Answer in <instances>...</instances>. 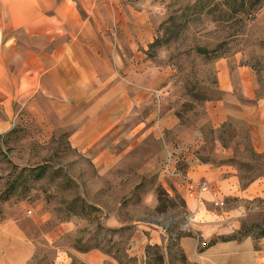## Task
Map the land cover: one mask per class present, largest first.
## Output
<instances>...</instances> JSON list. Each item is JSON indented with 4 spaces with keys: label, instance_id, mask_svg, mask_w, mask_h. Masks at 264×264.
<instances>
[{
    "label": "crops",
    "instance_id": "1",
    "mask_svg": "<svg viewBox=\"0 0 264 264\" xmlns=\"http://www.w3.org/2000/svg\"><path fill=\"white\" fill-rule=\"evenodd\" d=\"M136 1L151 5L168 0H0V134L13 129L24 112L43 121L50 131H68L71 146L95 168L80 175L83 182L74 177L87 202L103 213L102 221L109 229L135 223L120 219L118 212L129 209L123 199L134 195L158 156L148 154L138 171L129 167L127 158L145 136L178 122L172 117L133 121L134 93L129 83L134 70L130 59L120 52L135 49L153 35L145 7L132 15L124 11V4ZM247 81L251 83L249 76ZM206 112L214 127L226 122L245 127L247 147L264 157L263 99L242 102L226 91L222 98L206 103ZM141 126L146 130L133 137ZM198 139L197 133L183 138L167 154L174 153L178 159L182 153L186 156L189 147L199 146ZM232 152L235 149L224 150L220 158H230ZM176 163L171 156V170ZM183 172L187 177L181 178L184 184L165 168L161 170L168 193L185 200L192 216L190 229L203 235L201 240L183 235L177 241L190 264H264V238L219 239L237 232L244 219L255 220L262 211L257 202L264 198L262 170L249 182H244L246 172L229 162L189 161ZM202 182L207 183L206 189L200 187ZM141 204L154 208L158 200L152 196L150 203L144 199ZM50 218L37 208L29 218L13 214L1 218L0 264H31L40 239L57 249L55 264L73 260L77 264H120L102 249L82 251L71 245L82 224L72 220L50 224ZM141 228L137 226L136 232ZM150 232L145 243L167 250L168 237L162 229ZM69 237L70 244H64ZM142 242L139 235L132 238L126 254L141 253Z\"/></svg>",
    "mask_w": 264,
    "mask_h": 264
},
{
    "label": "rangeland",
    "instance_id": "2",
    "mask_svg": "<svg viewBox=\"0 0 264 264\" xmlns=\"http://www.w3.org/2000/svg\"><path fill=\"white\" fill-rule=\"evenodd\" d=\"M195 1L168 0L151 5L136 1L123 6L129 15L145 7L153 30L151 40L120 52L130 59L134 70L133 82L129 83L134 93L133 121L139 123L150 118L151 122H157L170 117L178 120L174 126L157 128L145 136L140 147L127 158L129 167L138 171L148 154L158 156L156 166L136 186L134 195L123 199L129 209L118 212L120 219L127 218L129 222L133 219L135 223L117 231L104 225L103 213L89 204L81 192L80 175L95 170L91 161L71 146L68 131H50L43 121L27 112L12 131L0 134V219L12 214L29 218L37 208L51 215L50 224L71 220L76 225L82 224L71 242L76 249L97 246L120 264H190L177 241L183 235L197 240L203 235L190 229L192 216L185 200L179 194L171 196L162 184L165 179L161 170L170 157L176 159L181 175L185 174L189 161H214L239 166L246 172L244 182L261 170L264 176V157L247 147L245 127L238 128L232 122L214 127L206 112V103L222 98L226 91L233 92L242 102L264 100V3L252 20L233 31L226 22L213 19L210 12L215 8L213 5L206 6L202 13L187 10ZM144 130L146 126L139 127L133 137ZM194 133L199 137L197 148L189 147L186 156L182 153L179 159L174 153L167 154ZM229 149H235V153L230 158H220ZM23 168L35 170L19 176ZM173 177L184 184L182 176ZM152 196L158 200L156 207L141 204L144 199L150 203ZM257 202L262 208L258 217L243 220L246 231L253 235L264 230V198ZM254 224L258 226L253 228ZM137 226H142L139 232ZM152 228L162 229L168 237L167 250L145 243ZM138 235L143 241L141 253L128 256L125 250L129 241ZM70 240L65 238L64 244H70ZM42 242L40 239L31 264H55L57 249ZM71 264L77 263L73 260Z\"/></svg>",
    "mask_w": 264,
    "mask_h": 264
},
{
    "label": "trees",
    "instance_id": "3",
    "mask_svg": "<svg viewBox=\"0 0 264 264\" xmlns=\"http://www.w3.org/2000/svg\"><path fill=\"white\" fill-rule=\"evenodd\" d=\"M264 0H196L193 4L186 7L187 10H194L196 12L202 13L206 6L213 5L215 8L210 10L212 17L217 22H226L229 28H232L233 31H238V27L244 25L246 21H250L254 18L257 11L262 7ZM218 10V15L213 13V11ZM231 35V34H230ZM234 35V33L232 34ZM14 129V128H13ZM12 131V130H10ZM34 168H23L19 176H23L25 172H32ZM17 180V179H16ZM9 196V195H7ZM91 206V205H90ZM253 228L258 225H252ZM117 231V229H112ZM246 236H252L253 238H264V230L261 231L258 235L250 234L245 229V222L242 221L241 228L232 234L227 236H220L219 239L222 241H229L240 239ZM216 239L211 242H215ZM93 248H99L97 246L91 247L89 249H78L82 251H88ZM101 249V248H99Z\"/></svg>",
    "mask_w": 264,
    "mask_h": 264
},
{
    "label": "built area",
    "instance_id": "4",
    "mask_svg": "<svg viewBox=\"0 0 264 264\" xmlns=\"http://www.w3.org/2000/svg\"><path fill=\"white\" fill-rule=\"evenodd\" d=\"M170 162H171V157H170V159L168 160V163L165 165V169H166V171L168 172V173H170V174H172L173 176H182L183 177V179H187V177H186V175L185 174H183V175H181V173L179 172V171H177V167L175 168V169H173V170H171L170 169ZM207 183L206 182H202V183H200V187L202 188V189H206L207 188Z\"/></svg>",
    "mask_w": 264,
    "mask_h": 264
}]
</instances>
